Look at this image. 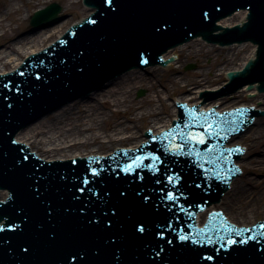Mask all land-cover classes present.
I'll return each mask as SVG.
<instances>
[{"label": "water", "instance_id": "1", "mask_svg": "<svg viewBox=\"0 0 264 264\" xmlns=\"http://www.w3.org/2000/svg\"><path fill=\"white\" fill-rule=\"evenodd\" d=\"M87 3L97 8L90 19L71 28L55 46L31 56L18 73L0 81V182L10 179L14 191L7 206H0V222L6 218L7 227H25L18 228V236L4 237L5 232H0V264H264V223L233 229L213 214L204 229L195 227L197 211L216 201L237 174L233 161L241 153L236 148H224L229 129L225 119L231 115L197 114V108L193 115L186 110L174 129L139 151L118 152L105 160L97 159L95 164L87 159L47 163L14 141L20 127L35 122L56 105L100 88L143 62L161 63L162 54L169 48L199 35L221 43H258V59L244 72L229 76L235 90L258 79L264 89V0H113L111 6L103 0ZM240 8L250 9L248 22L213 35L220 29L217 21ZM60 10L53 4L38 12L32 24L43 27L57 23ZM246 14L247 10L241 9L218 23L233 26L244 22ZM229 34L233 38H220ZM42 61L47 65L42 66ZM48 66H53L52 78H48ZM145 70L147 73L148 68ZM259 73L262 78L255 77ZM119 79L122 76L96 93L108 90ZM225 96L233 100V94L218 99ZM212 98L214 95H209ZM86 99L93 102V94ZM201 108L204 110L203 103ZM216 118L221 120L214 124ZM255 126L256 120L246 132ZM189 132L202 134L205 142L187 138ZM25 144L33 151L30 143ZM175 144L184 147L177 152L172 147ZM33 152L42 158L39 151ZM245 175L243 171L240 177ZM7 193L1 187L0 199ZM171 195L176 199H169ZM225 196L216 205H222ZM220 210L228 217L224 209ZM141 224L143 232L138 227ZM181 235L189 237L187 242ZM20 237L24 238L22 243H18ZM12 241L15 244L8 249L3 247ZM231 241H235L233 248L229 247ZM14 245L15 263L4 257L5 253H15V248L11 249Z\"/></svg>", "mask_w": 264, "mask_h": 264}, {"label": "bare ground", "instance_id": "2", "mask_svg": "<svg viewBox=\"0 0 264 264\" xmlns=\"http://www.w3.org/2000/svg\"><path fill=\"white\" fill-rule=\"evenodd\" d=\"M15 0H9L10 7L5 15H12L15 10H21V5L14 7ZM25 1V0H24ZM45 0H27L28 4L39 5ZM5 9V10H6ZM92 9L87 10L88 15ZM29 16V14H28ZM62 17V13L60 14ZM65 22L47 27V30L39 37L22 34L13 30V34L8 37V40L3 45L5 50L0 51V73H5L8 69V64L14 65L16 68L22 62L23 56L37 52L42 48L44 41L49 39L55 33L59 32ZM0 27L5 28L3 20H0ZM10 30L0 35V38L8 35ZM22 34V35H21ZM14 40V42H12ZM200 38L184 44V47H175L170 53L164 55V59L172 55L179 57L192 56L199 61V70L192 71L190 77L171 76L167 80L159 73H154L152 76H144L139 69L133 70L132 73H125L122 79H119L115 85H110L108 90H102V94L92 100H78L65 108L55 111V118L45 122V118L40 122L31 125L18 140L22 143H30L33 146V151H39L43 159H67L78 156H86L89 154H110L117 147L136 148L141 144L146 137L140 134L142 119H148L149 128L153 132L159 133L171 126V123L177 117L176 103L178 101H187L191 106L204 105V110L219 108L222 112L225 107L222 103L225 101H214L208 104L201 99L200 93L204 91L208 84L219 80L222 74L218 71L226 72L229 70H240L248 60L254 59L256 55V46L242 43L233 45L226 51L218 53H209L210 50H205ZM221 55V56H219ZM242 55V62L238 66H231ZM206 58H212L213 63L206 64ZM173 64L168 67L173 69ZM208 66V67H207ZM175 72L174 74H176ZM169 83L173 84L174 91L171 92ZM158 85H163L168 99L172 98L173 107L169 108V112L173 116L165 114L166 105L162 98ZM223 85V84H221ZM220 85V86H221ZM165 86V87H164ZM257 84L251 90L245 86L241 93L235 97L246 96L248 93L256 95ZM149 89V94L141 99L136 100L134 93L137 88ZM219 86L212 88L215 91ZM185 92L195 93L194 96L186 95L180 97ZM175 96V98H174ZM260 99H255L251 103H243L238 106H249L262 108L264 105V95H257ZM227 101V100H226ZM259 102V104H258ZM221 106V107H220ZM116 108L115 110H113ZM264 108V107H263ZM110 109L111 112L105 111ZM166 115V116H165ZM107 126V128H105ZM247 148V151L257 153V157H250L244 163L238 162L241 168L248 170L249 175L237 178L232 186L231 191L226 194L222 205H215L208 211L200 215V225L210 210L224 209L227 212L232 222H236L239 226H248L255 223L257 215L264 213V188L262 182L250 176V173L256 171H264V119H257L256 126L250 132L245 134L235 141ZM104 147L111 148L108 152H102ZM90 149V151H88ZM87 150V153L82 151ZM63 153L68 155H63Z\"/></svg>", "mask_w": 264, "mask_h": 264}, {"label": "rangeland", "instance_id": "3", "mask_svg": "<svg viewBox=\"0 0 264 264\" xmlns=\"http://www.w3.org/2000/svg\"><path fill=\"white\" fill-rule=\"evenodd\" d=\"M54 2L58 3L63 8V10H62L63 16L60 19V22L64 21L65 25L59 32L55 33L49 39H47L46 41L41 43L43 46L42 48H44V47L48 46L50 43H52L62 33H64V31L72 23L79 21L87 13V8L84 6L82 0H45L42 4H39V5L28 4L27 0H25V1L24 0H15L13 3L14 7H18L19 5H21L22 6L21 10L19 11L16 9L15 12L9 16L5 15L7 9L10 7L9 0H0V20H3V24L5 27V28L0 27V35L4 34L6 31L10 30L9 34L6 35V39H4V37L0 38V51L5 50V47H3V45L8 40V37L13 34V30L17 31V32L23 31L22 34L30 35L33 39H34V37H39V39H41V37H42L41 35L45 32L44 30H47V28L44 30L43 29L37 30V31L33 30V28L30 26V17L33 15V13L38 8L45 7V6L49 5L50 3H54ZM28 14H29V16H28ZM14 40L15 39H13L12 42H14ZM201 43L204 45L203 48L205 50H210L209 53H213V54L218 53L219 51H226L227 52V50H225V49H228V47L227 48H219L217 46L206 45L203 42H201ZM22 56H24V55H22ZM219 56H221V55H219ZM242 59H243L242 55H239L238 59L231 66H238L242 62ZM204 60H205L206 64L213 63L212 58H206ZM198 63H199V61L195 57H192V56L183 57L180 55L179 60L173 64L172 67H174V68L171 70L163 68V67H152V68L148 69L147 73H146V70H141V72L144 76H152L154 73H159V75H161L163 77V80H167L169 77H171L173 75L186 78V77L191 76L192 71H198L200 69ZM6 66H7V69H11L14 65L8 64ZM190 66H192L193 68L189 69L188 67H190ZM175 72H177V73L174 74ZM218 73L222 74L221 76H219V80L214 81L212 84H208L206 87L207 89H212L215 86L221 85L227 79L226 78V72L223 73V71L222 72L218 71ZM168 86L171 88L170 89L171 92L174 91L172 83H169ZM158 87H159L160 91H162L161 96H162L163 100L168 104V105H166L167 107L165 109V114H169L170 113L169 108L173 107V103H172L173 97L172 98L170 97L168 99V94H167L165 88H163V85H158ZM140 91H144V94L141 96L139 95ZM102 93H103V91H101L100 94H102ZM149 93H150L149 89L140 87V88H137L135 90L134 98L136 100H141V99L145 98ZM98 94H93V98L95 99V97H98L97 96ZM238 94H240V93H238ZM186 95L194 96L195 93L185 92L184 94L180 95V97L186 96ZM235 95H237V94H233V100H232V96H225L224 99H218V101L221 102V101L225 100L222 104L225 107H232V106L247 103V102L251 103L256 98L260 99L259 96H254V95L251 96L249 94L247 96H241L240 98H239V96L235 97ZM174 98H175V96H174ZM85 100H87V99H85ZM88 100H92V99H88ZM258 104H259V102H258ZM260 106L262 108L264 107L263 104H261ZM115 109L116 108H114L113 110H115ZM260 110H264V109H260ZM105 111L111 112L110 109H105ZM170 116L172 117L173 113H170ZM54 118H55L54 114L50 117H46L45 122L51 121ZM256 119H264V118H256ZM140 125H141V131H142V132H140V134H144L145 130L149 129L148 127H149L150 123L148 122V119L146 118V119H142V121L140 122ZM105 128H107V126ZM238 139L239 138H236V140H238ZM236 144H238V143H236ZM109 150H111L110 147L109 148L104 147L102 152H108ZM246 150H247V148H246ZM88 151H90V149H88ZM82 153H87V150L82 151ZM63 155H68V154L63 153ZM257 156H258L257 153L251 154V152L247 151V154H245L244 160H241V161H242V163H244L250 157H257ZM243 171L246 175H249L247 169L244 168ZM250 176L261 181L262 182L261 186H262V188H264V171L252 172V173H250ZM239 178H241V177H239ZM257 219H258L257 221L264 220V213H259L257 215Z\"/></svg>", "mask_w": 264, "mask_h": 264}, {"label": "snow or ice", "instance_id": "4", "mask_svg": "<svg viewBox=\"0 0 264 264\" xmlns=\"http://www.w3.org/2000/svg\"><path fill=\"white\" fill-rule=\"evenodd\" d=\"M103 2H106L109 6H111V5L113 4V0H103ZM96 22H97L96 20H92V23H93V24H95ZM166 26H167V25H165V27H166ZM21 75H23L22 72H21ZM40 75H41V74H40L39 72L36 73L37 78H39ZM193 111H194V110H193ZM205 126L208 127V128H211V125H208L207 123L205 124ZM171 134H172V133H169V135H171ZM187 138H189V139H191V140H193V141H199L200 143H204V142H205V139H206V137H204L202 134H198V133H196V132H189V133L187 134ZM152 139H156V137H152ZM172 147H173V150H174V151L179 152L180 150L183 149L184 145H183V144H175V145H173ZM239 150H240V151H243L242 148H239ZM154 159L159 160V156H155ZM92 171H93V172H96V169H92ZM172 179H173V177H169V180H172ZM81 191H83V189H81ZM169 199H176V197H175V195H171V196L169 197ZM113 211H115V209H113ZM108 223L110 224L111 221H108ZM3 227H4V225H3V224H0V229H2ZM9 227H15V225H9ZM138 227H139V230H140L141 232L144 231V225L141 224V225H139ZM262 227H264V225H262ZM159 234H160V235H165L163 232H160ZM51 236L54 238V237H55V233H52ZM182 239L187 240V239H189V237L185 236V237H182ZM233 243H235V241H233ZM24 250H25L26 252L28 251L27 248H25ZM73 259H75V257H73Z\"/></svg>", "mask_w": 264, "mask_h": 264}]
</instances>
